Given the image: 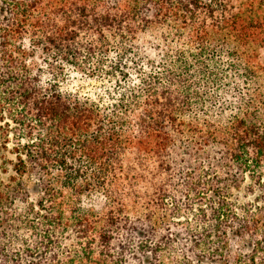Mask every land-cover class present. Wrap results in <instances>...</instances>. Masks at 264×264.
Returning a JSON list of instances; mask_svg holds the SVG:
<instances>
[{"label": "trees", "instance_id": "1", "mask_svg": "<svg viewBox=\"0 0 264 264\" xmlns=\"http://www.w3.org/2000/svg\"><path fill=\"white\" fill-rule=\"evenodd\" d=\"M200 251L264 264V0L4 1L0 264Z\"/></svg>", "mask_w": 264, "mask_h": 264}, {"label": "rangeland", "instance_id": "2", "mask_svg": "<svg viewBox=\"0 0 264 264\" xmlns=\"http://www.w3.org/2000/svg\"><path fill=\"white\" fill-rule=\"evenodd\" d=\"M4 1H8V0H0V16H1V6L3 5ZM12 158V157H10ZM2 178L6 179V175H3L1 176ZM246 184H249V179H247L246 181ZM246 185H244L242 187V190L240 191H235L234 194L232 195V198L234 200H239L240 202L242 203H253V206L254 204H256L257 201H255V195L251 194V192L247 189ZM252 205V204H250ZM250 239L246 240L247 243H249ZM245 242V244H246ZM229 252L227 253V257L228 259L232 262L234 257L238 254H241L242 252L246 253L248 252V248L243 244L242 241H233V242H230V247L228 248ZM202 252V253H201ZM163 262L162 264H176V262H174V255L172 254H168V253H163ZM198 254H200L201 258L204 257V260L207 262V264H215L217 263L215 260H220L219 258V254L218 255H215V254H212V252L210 251V253H206L203 252V251H200V253L198 252ZM193 258L195 260H198L199 259V256H193ZM220 264V261L219 263Z\"/></svg>", "mask_w": 264, "mask_h": 264}]
</instances>
